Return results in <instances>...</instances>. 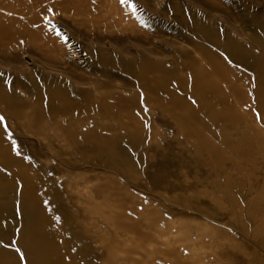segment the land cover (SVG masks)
<instances>
[{"label":"rangeland","instance_id":"rangeland-1","mask_svg":"<svg viewBox=\"0 0 264 264\" xmlns=\"http://www.w3.org/2000/svg\"><path fill=\"white\" fill-rule=\"evenodd\" d=\"M0 264H264V0H0Z\"/></svg>","mask_w":264,"mask_h":264},{"label":"snow or ice","instance_id":"snow-or-ice-1","mask_svg":"<svg viewBox=\"0 0 264 264\" xmlns=\"http://www.w3.org/2000/svg\"><path fill=\"white\" fill-rule=\"evenodd\" d=\"M122 2H126V0H122ZM3 117L2 116H0V121H3Z\"/></svg>","mask_w":264,"mask_h":264}]
</instances>
